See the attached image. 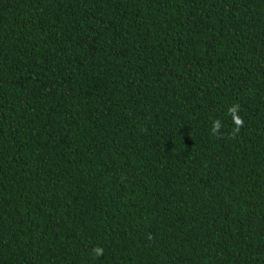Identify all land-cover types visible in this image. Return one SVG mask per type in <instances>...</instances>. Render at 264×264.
<instances>
[{
	"label": "trees",
	"instance_id": "16d2710c",
	"mask_svg": "<svg viewBox=\"0 0 264 264\" xmlns=\"http://www.w3.org/2000/svg\"><path fill=\"white\" fill-rule=\"evenodd\" d=\"M0 264H264V0H0Z\"/></svg>",
	"mask_w": 264,
	"mask_h": 264
},
{
	"label": "clouds",
	"instance_id": "9594fccd",
	"mask_svg": "<svg viewBox=\"0 0 264 264\" xmlns=\"http://www.w3.org/2000/svg\"><path fill=\"white\" fill-rule=\"evenodd\" d=\"M237 111H238V109L235 108V107L232 108V109H230V112L232 113V115H233V117H234V123H235L236 126H237V127H236V131H239L240 126L243 125V120L240 119V118L236 115ZM220 129H221V122H220L219 120H214V121L212 122V127H211V129H210L211 133H212L213 135H217V134H219ZM93 252H94V255H95V256L99 257V256H102V255H103V253H104V249H103L102 247H96V248L93 249Z\"/></svg>",
	"mask_w": 264,
	"mask_h": 264
}]
</instances>
